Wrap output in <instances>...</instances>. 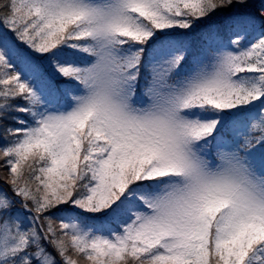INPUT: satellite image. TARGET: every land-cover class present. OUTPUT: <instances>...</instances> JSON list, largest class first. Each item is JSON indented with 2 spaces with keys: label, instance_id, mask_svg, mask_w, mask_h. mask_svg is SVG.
I'll list each match as a JSON object with an SVG mask.
<instances>
[{
  "label": "snow or ice",
  "instance_id": "1",
  "mask_svg": "<svg viewBox=\"0 0 264 264\" xmlns=\"http://www.w3.org/2000/svg\"><path fill=\"white\" fill-rule=\"evenodd\" d=\"M0 264H264V0H0Z\"/></svg>",
  "mask_w": 264,
  "mask_h": 264
}]
</instances>
